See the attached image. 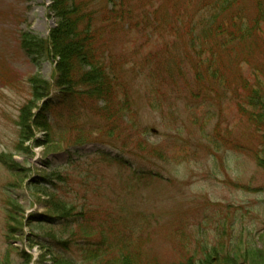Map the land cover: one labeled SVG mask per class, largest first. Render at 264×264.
<instances>
[{
	"label": "rangeland",
	"instance_id": "rangeland-1",
	"mask_svg": "<svg viewBox=\"0 0 264 264\" xmlns=\"http://www.w3.org/2000/svg\"><path fill=\"white\" fill-rule=\"evenodd\" d=\"M122 2L128 14L120 23L110 4L98 3L108 64L125 93L120 133L109 138L77 97L63 105L55 88L32 95L30 77L54 83L56 61L28 55L21 35L48 37L57 25L52 0H0V264H64L62 257L108 264L100 254L85 259V247L73 244L89 230L97 240H124L143 264H171L214 246L264 249V168L255 157L263 141L236 90L241 76L254 77L263 47L232 56L227 91L200 95L192 72L189 86L180 77L172 84L166 70L186 50L183 35L165 46L171 38L152 36L143 22L150 0ZM198 2L166 0L147 22L173 23L177 11ZM239 7L256 14L250 0ZM78 128L89 139L76 142Z\"/></svg>",
	"mask_w": 264,
	"mask_h": 264
},
{
	"label": "trees",
	"instance_id": "trees-1",
	"mask_svg": "<svg viewBox=\"0 0 264 264\" xmlns=\"http://www.w3.org/2000/svg\"><path fill=\"white\" fill-rule=\"evenodd\" d=\"M99 1L52 0L50 9L57 20V25L45 38L28 32L22 33L21 44L28 55L47 54L56 61L54 83L49 80H42L39 83L37 78L30 77L34 98L48 97L55 88L59 90L57 94L59 98L62 96L63 105H68V101L72 105L76 104V101L90 105L93 114L104 122L101 129L96 128L101 137L112 138L120 133V122L126 109L122 104L124 101L121 93H125L117 73L108 64L107 44L102 41L103 27H107V24L100 18ZM104 1L111 6L113 21L120 23L123 18H127L125 16L128 13L123 2ZM165 1L150 0L149 6L152 10L142 17L147 31L149 30L152 36L163 33L162 37L171 38L164 44L165 46L174 45L177 42L175 39L183 35L182 41L186 46L184 54L174 55L168 59L169 66L166 70L172 84H177L175 79L180 77L190 86L191 81L187 77L189 72H192L196 84L203 88L200 95L206 93L218 95L222 90L227 91L233 84L230 80L232 75L226 73L227 69L229 72L234 68L232 65L234 61L231 60L233 55L251 47L249 53L252 54L257 46H261L264 56V0H250L256 8L253 18H249L242 9L239 10L244 0H199L197 5L189 3L187 7L177 11L173 23L167 21L168 16L166 17L168 23L163 26L147 22L150 16L159 18L160 13L164 11ZM149 54H154V50H150ZM253 76V78L241 76L240 88L236 89L237 100L242 115L248 117L262 137V147L255 157L258 165L264 168V59L255 67ZM159 106V103H153L154 109H159ZM44 127L51 131L49 119H46ZM79 130L82 134L78 136L80 134L78 132L76 142L89 139L84 136L83 130ZM138 145L143 146L148 152L158 153L157 148L147 145L146 142H140ZM94 232L89 230L84 232L87 238L78 240L74 237L72 240L73 244L85 247V259L100 254L109 261L108 264H143L138 253L130 254L124 240L106 236L97 240L93 236ZM115 248L118 249L110 251ZM108 252H111V256L106 258ZM61 262L77 264L65 257H62ZM152 264L162 263L158 261ZM171 264H264V249L256 250L252 246L239 245L233 249L222 247L219 250L214 246L213 249H205L198 256L184 255L179 261Z\"/></svg>",
	"mask_w": 264,
	"mask_h": 264
}]
</instances>
